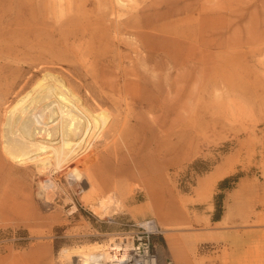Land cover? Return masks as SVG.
Instances as JSON below:
<instances>
[{
  "label": "rangeland",
  "instance_id": "rangeland-1",
  "mask_svg": "<svg viewBox=\"0 0 264 264\" xmlns=\"http://www.w3.org/2000/svg\"><path fill=\"white\" fill-rule=\"evenodd\" d=\"M40 78L108 112L86 161L103 195L61 176L46 203L34 165L6 155L10 109ZM125 79L140 88L121 100ZM93 88L153 131L131 120L114 139L123 114ZM128 235L157 264H264V0H0V264H72L61 249Z\"/></svg>",
  "mask_w": 264,
  "mask_h": 264
},
{
  "label": "bare ground",
  "instance_id": "bare-ground-1",
  "mask_svg": "<svg viewBox=\"0 0 264 264\" xmlns=\"http://www.w3.org/2000/svg\"><path fill=\"white\" fill-rule=\"evenodd\" d=\"M122 73L124 76L132 74L129 71H126V74ZM138 78H142L140 73H138ZM123 82V89L126 88L124 94H126L122 93V89L118 88L117 90L119 96L124 95L121 100H126L129 88H136L134 91L132 90L131 95L132 98L135 97L137 89L140 88L137 85L138 82H126V79ZM16 83L15 81L12 86H15ZM92 93L98 95V103L112 100V96L105 97L95 88ZM137 102L148 105V102L143 100H138L134 104L136 105ZM113 105L118 109L120 115L123 114L115 119L113 135H111L114 139L127 134L128 122L131 120H134L133 126L138 131L136 135L147 137V133L153 131L149 121L135 118L129 113L130 110L122 113L120 102L117 99ZM94 106L87 104V101L73 89L67 87L64 82L60 81L49 85V82L40 78L31 90L10 109L12 115H9L7 119L10 136L4 144L6 155L12 161H27L34 165L36 173L39 175L37 177V194L46 203L54 200L55 195L60 191L59 178L61 176L75 191L89 188L93 192L96 191V196L104 194L106 187L101 181L105 180L107 175L103 172L98 177L95 171L99 166L86 162L90 160L91 156H94L89 153L94 140L99 137V133L108 124V118H102V115H108V112ZM141 140L144 142L145 139L141 138ZM119 175L123 176L124 173H119ZM110 200L111 197L107 195L100 199V204L97 203L105 214L108 213ZM150 207L156 211L159 210V207L153 204ZM166 209L172 212L173 206H168ZM152 223V221H142L141 225L145 226L148 231L157 228L162 232L165 229V225L160 222ZM60 253L68 260V263L72 264H157L153 256L139 250L129 235L127 237H111L105 244L61 249Z\"/></svg>",
  "mask_w": 264,
  "mask_h": 264
},
{
  "label": "trees",
  "instance_id": "trees-1",
  "mask_svg": "<svg viewBox=\"0 0 264 264\" xmlns=\"http://www.w3.org/2000/svg\"><path fill=\"white\" fill-rule=\"evenodd\" d=\"M229 181V179L228 178H225V179H223L222 181H221V183H220V188H224V187H226L224 184H226L227 182ZM222 197V195L221 194H219L218 195V198H219V200H218V205H217V215L215 216V217H213V220L214 221H217V220H219L220 219V216H221V198Z\"/></svg>",
  "mask_w": 264,
  "mask_h": 264
}]
</instances>
